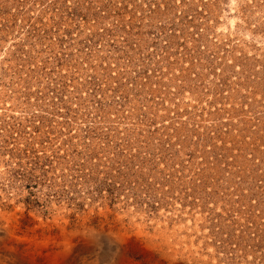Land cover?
Instances as JSON below:
<instances>
[{
  "label": "rangeland",
  "instance_id": "rangeland-1",
  "mask_svg": "<svg viewBox=\"0 0 264 264\" xmlns=\"http://www.w3.org/2000/svg\"><path fill=\"white\" fill-rule=\"evenodd\" d=\"M2 216L133 264H264V0H0Z\"/></svg>",
  "mask_w": 264,
  "mask_h": 264
},
{
  "label": "bare ground",
  "instance_id": "bare-ground-1",
  "mask_svg": "<svg viewBox=\"0 0 264 264\" xmlns=\"http://www.w3.org/2000/svg\"><path fill=\"white\" fill-rule=\"evenodd\" d=\"M3 220L4 226L0 227V264H75L77 258H83L82 264H90L84 261L82 254L101 239L114 247L115 257L108 259L110 264H133L125 257L124 237L109 239L101 231L83 229L80 233H73L59 227L57 238L53 237L33 244L26 235H19V230L10 219L3 218Z\"/></svg>",
  "mask_w": 264,
  "mask_h": 264
}]
</instances>
